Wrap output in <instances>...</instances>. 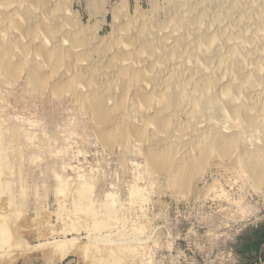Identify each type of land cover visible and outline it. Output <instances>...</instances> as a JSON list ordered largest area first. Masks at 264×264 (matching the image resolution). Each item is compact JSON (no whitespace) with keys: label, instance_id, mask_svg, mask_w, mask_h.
<instances>
[{"label":"rangeland","instance_id":"1","mask_svg":"<svg viewBox=\"0 0 264 264\" xmlns=\"http://www.w3.org/2000/svg\"><path fill=\"white\" fill-rule=\"evenodd\" d=\"M28 1L0 0V53L9 56L14 67L20 63L19 66L34 70L45 82L48 79L52 82L48 80L44 85L46 89L40 92L26 81L25 70L13 80L0 69V224L6 221L4 225H9L10 231L23 237L18 242L12 239L15 245L11 241L2 243L0 264H238L240 255L235 249L240 236L245 229L264 222V188L255 189L240 171L235 163L237 153L229 160L214 153L211 160L215 164L194 177L187 192L182 190L176 194L166 170L159 174L152 171L146 149L130 133L125 132L123 140H118L113 131L99 134L102 128L89 117L76 97V93L87 94L86 89L67 66L77 56L78 65L74 64L83 73L88 71L86 63L92 61L91 74L95 73L107 81L106 84L109 82V89L112 85L118 87L109 91V110L113 113L115 107L122 106L120 111L132 128L144 130L148 118L164 120L179 115L182 122L190 121L187 135L191 138L197 130L193 129L195 126L204 129L209 125L233 131L235 124L227 108L246 112L248 105L243 96L237 99L229 93L223 97L220 91L211 90L199 95L188 88L189 96L185 97L184 90L175 85L179 84L177 79L165 78L178 74L181 81L191 83L192 76H197L193 74L195 70L201 76L211 77L210 70L198 63V58L215 61L225 51L223 42L215 39L210 21L202 22L200 33L201 37L211 40L208 51L202 42L198 46L192 43L194 29L182 25L189 16L182 14L177 21L172 16L180 7L192 13L190 0H35L39 2H36L37 8ZM246 1H223L232 15L225 21L229 26L226 39L228 37L247 59L238 53L226 61V66L221 64L218 74L223 81L219 82V87L234 84L235 91L243 89L242 93L250 97L264 98V89L260 87L264 85V19L258 15L264 8L254 4L251 9ZM202 4L211 14H218L220 4L211 0H204ZM67 9L78 13V27L85 31L72 27V15ZM192 16V20L199 21L198 12ZM19 20L27 23L23 31L30 27L34 34L20 33ZM114 21L122 30L120 39L113 45L117 52L96 51L100 41H107ZM152 25H167L166 31L158 36L152 32ZM243 34H256L254 48L243 42ZM49 37L60 43L63 56L71 54L63 58L56 71L41 57L42 53L52 51L53 40ZM177 39L193 47L191 56L175 44ZM80 40L86 43L79 50L77 42ZM165 40L168 42L163 45ZM127 41H132L130 46L135 48L138 42L137 48L141 46L144 51L155 52L153 56L144 54L141 58L144 69L137 67L136 54L127 49ZM73 46L75 52L68 53ZM173 52L174 58L156 67L158 55L163 58ZM117 53L129 62L125 68L128 77H119L120 63L112 61ZM138 70L144 74V81H138L136 87L130 78L137 77ZM241 78L249 82L242 84ZM145 80L155 83L156 94L161 96L148 110L141 99H149L153 90ZM168 84L170 95L167 96L163 93ZM55 85L62 88L58 95L53 91ZM138 87L144 94L142 98ZM90 88V91L95 90L93 85ZM68 89L72 92L68 93ZM175 132L173 126L165 133L149 127L147 145L165 144ZM155 136L157 142L152 139ZM69 240H74L76 248L79 247L77 252L62 257L52 249L55 243H69Z\"/></svg>","mask_w":264,"mask_h":264},{"label":"bare ground","instance_id":"2","mask_svg":"<svg viewBox=\"0 0 264 264\" xmlns=\"http://www.w3.org/2000/svg\"><path fill=\"white\" fill-rule=\"evenodd\" d=\"M168 1H170V0H168ZM203 1L204 0H190V5L194 9L192 13H189L188 14V13H186V10L185 9H183V8L180 7L181 9L179 8V10H177L176 13H172V16L175 18L176 21L178 20V18L180 16H182V14H185L186 16H189V17H187L188 19L185 22L183 21L182 25H185V26H189L190 25L194 29L195 33H196L193 37H191L193 39L192 40V43H196V45L198 46V44L200 42H202V45L204 44V46H205L206 49L209 48V47H211V43H210L211 40H207L204 37H201L200 36V33H201V24H202V22L204 20L205 21H208L209 20L210 23L212 24V27L214 29V32H215V34L217 36V37L215 36V39L217 38V39H219V40H221L223 42L222 44L224 45V51L225 52H224L223 55H219L217 57L219 59V61H217V58H216L215 61H202V60H200V58H198L199 61L196 60L198 63L203 64V66H205L206 68H208L210 70L209 72L212 74L211 77L201 76L199 74L200 72L198 70H195V72L193 74L194 75L197 74V76H192L194 80H191V83L190 82L185 83V81H183V80L181 81V77L178 76L177 73H175V74H177V76H173L174 74L171 76L169 74L170 76H167L165 78H169L168 80L177 79V81L179 82V84L177 83L175 85H176V87H177V85H179V87L181 88V90H184V92H185V95L184 96L185 97L186 96H189L187 94V91H186L188 88H193L194 92H196V94L199 93V95H200V93H203L204 91L208 92V91L211 90V91H220L221 96H223V97L225 95L227 96V94H229V93L230 94L232 93L233 96L235 98H237V99H239L240 96H243L246 99V105H248L246 112H244L243 109L234 110L232 107L227 108V110H228L227 113L231 117L232 121L235 124V127L233 128V131L231 129H224V131H222V130H219V128H217L215 126L212 127V126H209V125H205L204 126V129H198L197 126H195L193 129H197V130H195L194 133H192L193 134V136H192L193 138H191L190 136L187 135V130L190 128V121L188 120V122H182L181 121L182 119L180 120V116L179 115H178V117H179L178 118V117H175L174 115H171L172 113L170 114L171 116H170L169 119L161 120V119H157V118L156 119H154V118H148L146 120V126H145L144 130L137 129V128H132V126H130V124L126 120V117L123 114L122 110L120 111V109H122V106H121L120 109H118V107L117 108L115 107L116 112H113V113H111V111L108 108L109 107L108 106V98H109V95H110V92L109 91L110 90L112 91L114 86L110 83L112 86L109 89L108 86H107V84L109 82L106 84L107 81L105 82L104 79H100L101 77H97V75L95 73L93 75L91 74V69H92V65H93V64H91L92 61L86 63L87 66H88L86 70H88V71H83V73L81 71H79L78 67L74 64V62H75L78 65L79 58L77 56H76L77 58L76 57L73 58V61L74 62L71 63V64H68L67 66L71 68L70 69L71 70V74H73L77 78V81L80 82L82 84V86L86 89L87 94L84 93V95H81L80 96L78 93H76V97H77L78 101L81 103V106L84 109V111L89 115V117L91 119H93L94 121H96L100 125V127L102 128V131L105 132V133L102 134V131L100 129V132H99L100 135H104V134H106L108 132L110 133V132L113 131L115 133V137L118 140H123L122 138H124L125 132H128L127 135H130L131 134L136 139V141H139L140 144L146 149V159H147V162L150 165L152 171L155 172V173H157V174H159L162 171L166 170V172H167V179H168V181L170 183L171 188L175 191V193L176 192H181L182 190H185V192H187L188 189L190 188L192 179L194 177H197L200 173L204 172L209 166L211 167V165L215 164L211 160V156L214 153H217V155L220 158L227 159V160H229L231 157H233V155L235 153H237L236 154L237 156H236L235 163L237 164V166L240 169V171L245 176H247L249 178L248 180L251 181L253 187L258 190V189L264 188V103H262V100L264 98L250 97V96L246 95L245 93H242V91H243L242 88H241L242 89L241 91H239L240 89L239 90L237 89L238 91H235L234 88H233V86H232L234 84L228 85L227 87H224V88H222V87L220 88L219 87V82H222L223 80L220 79L221 77L218 74L219 73L218 67L221 64H224L225 65V63H226V61L228 59L231 60L234 57V55H236L238 53L242 57H244V56H243V53L241 52V50H239L236 46H233L234 44H231V42L228 39V37L226 39V36L228 35V31L226 30V28H228L229 26H226L225 25V21L232 18V17L230 18V16H232V15H230V13L228 12V10L230 11V9L227 8L228 5H230V4L227 3V1H226L225 3L228 4L227 7H226V4L223 2L224 0L223 1L222 0H211L213 2H216L217 4H220L217 7L218 14L217 15H214L213 13L211 14L210 11H208L203 6V4H202ZM36 2L39 3L38 1H35V0L34 1H32V0L28 1V3L30 5L32 4L34 8H37V3ZM246 3L249 5V7H251V9L252 8L254 9V4H256V5L264 8V0H259V1H255V2H254V0H248V1H246ZM160 9H162V8H160ZM56 10H58V9H56ZM48 11H51V10H48ZM46 12L47 11L45 10V13ZM54 12H56V11H53V13ZM57 12L59 13V10ZM66 12L72 15V19L70 21L71 24H72V27L75 28V30L76 31H79V32L85 31V30H82L81 28L78 27V24H80V17L78 15V13L76 11L69 10V9H67ZM159 12H160V10H159ZM196 12H198L200 14L199 21H197L194 18H193V20L191 19L193 17L192 14H195ZM49 14L50 13H48L46 17H49ZM63 14H64V11H63ZM154 14H156V13H154ZM136 15H139V13L137 12ZM258 15L261 16L264 19V10L262 9V12L258 13ZM3 18H5V17H3ZM66 20H68V19H66ZM2 21H3V19H2ZM17 21H15V22H17ZM238 21H240V20H238ZM65 23H67V22H65ZM25 24H27L25 21L23 22V21L19 20V24L17 25V28H18L17 30L20 33H24L25 35H28V36L31 35V34H34L33 29L30 28V27L28 29H26V31H23L22 30L23 28H26L27 25L25 26ZM41 26H43V25H41ZM158 26H159L160 29L157 28ZM158 26L156 25V27H155L154 25H152V28L153 29L152 28L151 29L153 30L152 32H154V34H156L158 36H161L162 34H164V31H166L167 25H158ZM111 27H112L111 28L112 30L108 34L107 41H100L99 42L100 44L98 43V45H97V49H95L96 51H104V52H106L104 54H107L108 53L107 51H111V50L115 51V53L117 52V50H116L117 47H115L113 45H114V42H117L118 39H120L119 36H120V33H121L122 30H121V27H118L117 25H114V24ZM228 30H229V28H228ZM42 31H44V30H42ZM253 33H255L254 30H253ZM46 34H48V32L45 33L44 35H46ZM165 35H167V34H165ZM171 35H169V36H171ZM243 35H244V37L242 38L243 42L247 46L254 48V46H255V40H256V34L255 35L254 34H252V35L243 34ZM169 36H168V38H169ZM51 38L52 37H49L48 39L50 40ZM81 39H82V37H81ZM52 40H50V41H52ZM84 40H86V39H84ZM170 40L171 39L169 38V41ZM55 41H56V39H55ZM55 41L54 40L52 41L53 43L51 44V46H52V51L51 52L48 51V53H42L41 54L42 55L41 57H43V59L45 60V62L47 63V65L50 66L52 68V70H55L60 64H62V62L64 61L63 58L65 56H71V54H67V55L64 54V56H63L62 55L63 54V49L60 47V43H57L58 41L57 42H55ZM176 41L177 42H175V44H178L181 48L187 50V52L189 53V56H191V54L193 52L191 49L193 47L186 46L187 45L186 43H183L182 41H180L178 39ZM167 42L168 41L165 40L164 43H162V44L164 45ZM84 43H86V42H84L83 40L82 41L80 40V41L77 42V47H78L79 50L81 49L80 48L81 46H84ZM130 43H133V42L132 41L131 42H128L127 41L125 43V46L127 47L128 50H131V49L134 50V52L136 54V56L134 57V58H136L134 62L136 63V65H137V67L139 69H144V63L142 62L141 58L144 56V54H146V55H152L153 56V55H155V52H153L151 49H147V50L144 51V49L141 46L137 48L138 42H137L136 48L133 45L130 46ZM209 44H210V46H209ZM101 48H103V49L101 50ZM105 48H106V50H105ZM149 48H152V47H149ZM40 49H42V48H40ZM50 49H51V47H50ZM141 49H143V51H141ZM165 50H166V48H165ZM208 51H210V50H208ZM2 52H3V50H2ZM72 52H75V46H73L69 50L68 53H72ZM170 53H168L169 55L164 56L163 58L158 57L159 56L158 55L157 58H156V63H155V64H157L156 67L158 66L159 63L162 64L164 60H168L169 61L170 59L174 58V56H175L174 55V52L172 54H170ZM197 53H200V52H197ZM262 54H264V53H262ZM122 56H123L122 54L117 53L116 58H113L112 61L113 62H119L120 63V67L121 68L118 71L119 77H128L129 76V74L127 72L128 69H125V68L127 67V64L129 62L127 63V61L125 60L126 58L125 59H122ZM195 56H197V55H195ZM123 57H125V56H123ZM70 58L71 57H69L68 59H70ZM244 58L247 59L246 57H244ZM85 59H87V58L85 57ZM12 62L14 63V61H12ZM12 62H11V59H10L9 56H7L6 54L0 53V69L4 71V74H7L11 79L15 80L18 77V75L20 73H22L23 70H25L26 71V81L30 85H32L35 90L41 92L42 88L43 89L45 88L44 85H45L46 82H48L49 79L45 82V80H43L40 76H38V74L34 70H29L30 69L29 67H28L29 69L27 68L28 69L27 70L25 68V66H23V67L22 66H19L20 63L18 65V67H14L15 63L12 64ZM246 62H247V60H246ZM165 65H166V63H165ZM257 65H256V67H257ZM27 66L28 65H26V67ZM152 66L155 67V65H152ZM188 66H190V65H188ZM258 66H260V64ZM160 68H162V67H160ZM178 70H180V69H178ZM147 72L148 71H146V73ZM180 72H182V71H180ZM192 72H191V75H192ZM254 72H256V71H254ZM52 73H53V71H52ZM138 73L139 74H137V77L130 78L133 75V73L130 74L131 76L129 77L130 80H134L135 86L136 85H139V84H137L138 81H144V74L142 73V71L138 70ZM98 74H99V72H98ZM183 74L184 73L182 72V75ZM191 75H188V76H191ZM76 78H75V80H76ZM129 78H127V80H129ZM159 78L160 77H158V79ZM184 79H185V77H184ZM243 79L241 78V81H244ZM188 80H190V79H187V81ZM238 80H240V79H238ZM251 80H253V79H251ZM49 81L52 82L51 80H49ZM148 81L149 80H145L146 83H148ZM253 81L255 82V80H253ZM246 82H247V80H246ZM246 82L244 81V82H241V83L243 84V83H246ZM248 82H249V80H248ZM254 82H253V84H254ZM132 83L133 82H131L129 84L132 85ZM234 83H236V82H234ZM116 84L117 83H115V85ZM154 84L148 83V85L153 90L152 91V96H150L149 99L148 98L147 99L142 98V97H144V94L142 93V91L138 87L139 96H140V98H142L141 100L143 101L142 104H143V106L147 110L150 109V107L152 106L153 102L157 98L159 99L161 97L160 94H159V96H157L156 91L158 89L156 88V85H154ZM242 84H240L241 87H243ZM91 85L95 86V90L94 91H90ZM248 85L249 84H247V86ZM168 86H169V84H168ZM249 87H250V85H249ZM260 87H263L262 90L264 89V85H260ZM116 88H118V87H116ZM52 89H53V87H52ZM169 89H170V86L167 87V89L165 91L167 93L164 92L163 94L164 95L169 94L170 93L169 92ZM246 89H248V87ZM61 90H62L61 87H57L56 86V88H54L53 91H54V94L58 95ZM128 91H130V90H128ZM245 91H248V90H245ZM62 92H61V94H62ZM67 92L68 93L69 92H72V90L68 89ZM64 93H66V92H64ZM121 97H123V96H121ZM181 97H183V95ZM165 98H166V96H165ZM187 98L190 99V97H187ZM185 102L187 103V101H185ZM169 103H170V101L168 102V104ZM181 104L183 105V103H181ZM167 106H169V105H167ZM185 107H184V109H185ZM169 109H172V108H169ZM168 111L170 112L171 110H168ZM148 115H149V111H148ZM184 115H186V114H184ZM188 119H189V117H188ZM170 126L175 127L176 132L173 134L172 137H169V141L168 142H166L165 144L164 143L163 144L161 143V145H160V144H157V143H155L153 141L154 142L153 143V147H149L147 145L146 136H147V131H148L149 127L154 128L157 132H160L161 133L163 131L165 133V132H167V130L169 129ZM122 131H124V132H122ZM165 136H166V134H165ZM152 139L156 141V136L155 137H152ZM114 202H116V201H114ZM82 206H80V207H82ZM3 217H4L3 219L6 220L7 217H5V216H3ZM5 222H3V223L0 224V247L3 245L2 243H4V242L6 243V241L7 242L8 241L10 242L13 239V240H15V241L18 242V241L21 240V238H23L22 236H19L18 233H15L13 231H10L9 225L8 226L4 225ZM98 235H99V233H98ZM15 241L14 242L11 241V242H13L14 245H15ZM69 241H70L69 243H65L66 241L65 242L59 241V242L55 243L53 247L51 245L50 246L52 247V249L54 248V250L57 251V253H59L60 256L63 257V256H65L66 254H68L70 252H73V251L74 252H77L78 249H79V247L76 248L74 240L73 241L69 240ZM16 246H18V245H16ZM99 248L100 247H98V249ZM50 253H51V250H50ZM52 258H53V256H52ZM87 260H88V258H87ZM51 261H52V259H51ZM109 263H112V262H109Z\"/></svg>","mask_w":264,"mask_h":264},{"label":"trees","instance_id":"3","mask_svg":"<svg viewBox=\"0 0 264 264\" xmlns=\"http://www.w3.org/2000/svg\"><path fill=\"white\" fill-rule=\"evenodd\" d=\"M264 222L245 229L235 249L240 255L238 264H261L264 260Z\"/></svg>","mask_w":264,"mask_h":264},{"label":"crops","instance_id":"4","mask_svg":"<svg viewBox=\"0 0 264 264\" xmlns=\"http://www.w3.org/2000/svg\"><path fill=\"white\" fill-rule=\"evenodd\" d=\"M136 13V12H135ZM42 16H44L43 12H42ZM114 25H117L115 22L113 23Z\"/></svg>","mask_w":264,"mask_h":264}]
</instances>
